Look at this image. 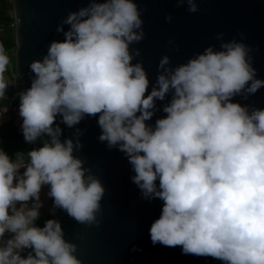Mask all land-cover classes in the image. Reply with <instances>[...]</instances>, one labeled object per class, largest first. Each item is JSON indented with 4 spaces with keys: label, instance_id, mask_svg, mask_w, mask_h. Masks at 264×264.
Instances as JSON below:
<instances>
[{
    "label": "clouds",
    "instance_id": "obj_1",
    "mask_svg": "<svg viewBox=\"0 0 264 264\" xmlns=\"http://www.w3.org/2000/svg\"><path fill=\"white\" fill-rule=\"evenodd\" d=\"M185 4L191 13L199 10L196 0H176L178 8ZM143 23L135 0H90L57 26L65 39L52 41L29 65L31 85L17 93L20 127L26 142L42 146L27 151V160L25 152L12 159L0 149V264H82L59 220L43 227L35 221L47 186L50 213L60 208L81 224L101 223L105 187L73 155L83 147L79 139L61 141L62 129L54 125L58 114L72 127L97 113L99 140L128 157L144 198L163 201L149 229L153 244L180 245L182 254L223 264H264V108L232 99L264 87L253 49L219 33V50L209 46L175 68L164 55L145 96L148 74L142 62L132 63L140 50H130L145 36ZM9 63L0 43V98L9 87ZM169 93L162 106L167 115L146 124L156 100Z\"/></svg>",
    "mask_w": 264,
    "mask_h": 264
},
{
    "label": "water",
    "instance_id": "obj_2",
    "mask_svg": "<svg viewBox=\"0 0 264 264\" xmlns=\"http://www.w3.org/2000/svg\"><path fill=\"white\" fill-rule=\"evenodd\" d=\"M135 2L141 10L145 36L131 44L130 50H140L132 63L142 62L148 74L145 96L155 84L159 61L164 55L170 57V66L175 68L209 46L219 50V33H223V41L236 39L253 49L250 55L257 78L264 79V0H196L199 10L195 13L187 11L186 4L176 7V0ZM12 3L15 21L19 19L16 71L27 89L34 77L29 65L43 58L52 41L65 39L63 33L56 31L57 26L70 12L87 6L90 0H12ZM168 14L173 17L171 21L165 19ZM68 28L64 25L65 31ZM170 99L171 93L164 100H156L157 111L145 123L154 126L158 118L165 117L162 106ZM232 99L250 109L264 108V87L247 98L238 95ZM99 115H85L72 127L62 123L59 114L54 121L62 129L61 141L79 139L83 147L74 149L73 155L84 160L83 167L89 168L106 190L98 214L99 226L81 224L60 208L52 213V219L61 222L64 238L77 245L74 253L77 258L82 264H223L212 257L182 254L180 245L152 243L149 229L160 217L163 201L144 198L131 179L135 172L128 157L118 147L109 148L106 141L99 140L102 132L97 122ZM77 129L82 133L78 137ZM134 246L138 250L133 251Z\"/></svg>",
    "mask_w": 264,
    "mask_h": 264
},
{
    "label": "trees",
    "instance_id": "obj_3",
    "mask_svg": "<svg viewBox=\"0 0 264 264\" xmlns=\"http://www.w3.org/2000/svg\"><path fill=\"white\" fill-rule=\"evenodd\" d=\"M0 43L3 44L6 54L10 58L8 69L4 74L9 87L6 89L5 97L0 98L1 114L4 108L19 109L20 101L17 93L26 89L16 71L17 38L12 0H0ZM15 119V115H11L9 119L0 123V149H3L12 159H15L17 152H25V159L27 160V151L42 146V142L41 140H38L36 144L26 142L22 130L17 125ZM44 138L47 139V136ZM20 171L23 172L24 169H20ZM52 203L50 209L52 208ZM50 209H45L44 207L40 209V217L35 221L37 226L43 227L46 220L52 219ZM28 250H24L25 253L22 256H25Z\"/></svg>",
    "mask_w": 264,
    "mask_h": 264
},
{
    "label": "rangeland",
    "instance_id": "obj_4",
    "mask_svg": "<svg viewBox=\"0 0 264 264\" xmlns=\"http://www.w3.org/2000/svg\"><path fill=\"white\" fill-rule=\"evenodd\" d=\"M6 79V78H5ZM18 111L19 109H16V110H11V109H8L7 113H1L0 115V123L4 120H7L10 118L11 115H15V120H16V123L17 125L19 126V128L21 129L20 125L22 123V118L19 116L18 114ZM48 191V187L47 186H44L42 187V190H41V200L44 201V207L50 209L51 207V202H50V197H47L46 196V193ZM31 201H29L28 203H30ZM31 205V203L29 204ZM20 205L18 204L17 207H19ZM5 238H8V234H6V237ZM23 253H25V251H23L21 254L23 255Z\"/></svg>",
    "mask_w": 264,
    "mask_h": 264
},
{
    "label": "crops",
    "instance_id": "obj_5",
    "mask_svg": "<svg viewBox=\"0 0 264 264\" xmlns=\"http://www.w3.org/2000/svg\"><path fill=\"white\" fill-rule=\"evenodd\" d=\"M21 173H22V171H21ZM50 202L52 203V201H51V198H50ZM44 207V206H43ZM45 209H48V208H46V207H44Z\"/></svg>",
    "mask_w": 264,
    "mask_h": 264
},
{
    "label": "built area",
    "instance_id": "obj_6",
    "mask_svg": "<svg viewBox=\"0 0 264 264\" xmlns=\"http://www.w3.org/2000/svg\"><path fill=\"white\" fill-rule=\"evenodd\" d=\"M12 110V109H11ZM7 113V112H6ZM5 114V113H4ZM45 223V222H44Z\"/></svg>",
    "mask_w": 264,
    "mask_h": 264
}]
</instances>
